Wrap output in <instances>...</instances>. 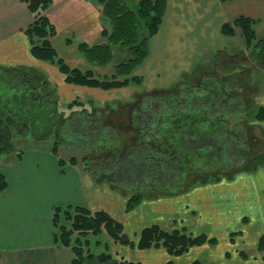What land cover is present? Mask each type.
I'll list each match as a JSON object with an SVG mask.
<instances>
[{"label":"crops","instance_id":"obj_1","mask_svg":"<svg viewBox=\"0 0 264 264\" xmlns=\"http://www.w3.org/2000/svg\"><path fill=\"white\" fill-rule=\"evenodd\" d=\"M26 1L0 0V65L32 68L43 73L54 88L60 110V106L64 108L74 100L85 104L91 102L93 107L102 108L100 104L106 103V96L110 94L115 97L114 106L107 105L105 109L127 111L117 101L139 93V86L152 88L156 86L154 83L163 81L166 87L176 84L174 81L185 83L193 77L200 81L209 70L201 72L198 68L201 65L197 63L215 64L219 51L244 52V46L241 50L240 46L235 50L243 44L241 35L238 34V38L237 34L226 35L222 32L223 23L237 16L253 19L256 35L264 36V0H165L161 24L150 38L149 53L135 69L140 71L137 75L142 77V83L130 84L126 87L133 89L131 93L118 95L111 89L105 91L100 87L67 82L55 64L31 54L30 42L23 28L34 18ZM125 1L128 8H133L138 0ZM102 7L96 0H51L45 10L55 29L50 38L51 44L70 67L91 72H94L93 68L104 67L89 62L78 48L80 43L91 46L105 41L102 31L109 28V22L102 15ZM122 52L125 55L120 48H112L115 59ZM239 73L227 78V85L236 88V98L221 94L219 98H226L222 103L225 105L216 106L215 112H231V106H227L238 97L245 101L241 82L242 75L247 72ZM248 80L252 83L258 81L254 73L249 74ZM262 81V84L258 81V91L251 94V101L258 97V104L248 111L243 120L246 129L242 131V137L250 136L247 140H250L253 149V154L249 152L246 158L247 164L244 158L241 159L243 162L233 159L234 168L242 170H237L230 178L199 181L185 191L193 200L201 198L200 202L193 201L192 208L188 204L182 208L185 225L193 234L205 233L215 238L216 243L193 246L180 255L169 254L161 247L138 249L121 245L132 252L119 256L141 264H168L170 261L172 264H192L195 260L204 264H264V251L257 250L258 239L264 233V152L260 154L264 150V119L255 117L258 109L264 108V77ZM240 113L223 123L224 126H233L236 118L239 123ZM216 122L218 127L219 122ZM216 137L220 140V136ZM24 142L27 143L21 147V156H0V173L7 180L6 188L0 191V264H73L71 259L74 255L70 248L54 241L51 222L53 208L71 205L103 209L123 224L124 214L127 213L124 209L125 194L112 188L108 182H101L82 171L77 164H66L59 168L49 142H36L30 138ZM212 145L216 143L213 142L210 149ZM243 153L245 149H241L240 155ZM237 172L247 174L244 173L246 176L236 184L235 179L239 178ZM167 199L172 198H164L157 205L156 200L142 201L132 209L130 212L139 215L134 232L145 224L157 220L161 224L163 220L170 219L172 211L163 206ZM215 202H218L216 207L212 206ZM141 207H144L146 215L153 213L158 218L144 217ZM142 254L147 258L141 259ZM94 259L80 264H88L89 260Z\"/></svg>","mask_w":264,"mask_h":264},{"label":"trees","instance_id":"obj_2","mask_svg":"<svg viewBox=\"0 0 264 264\" xmlns=\"http://www.w3.org/2000/svg\"><path fill=\"white\" fill-rule=\"evenodd\" d=\"M50 1H26L34 19L23 31L28 37L30 51L34 57L55 64L65 80L70 83L104 89L141 84L142 77L134 74V70L149 53L150 38L161 24L165 0H138L133 8H128L125 0H96L103 6L102 15L109 22V28L102 31L105 41L91 46L80 43L78 48L89 62L98 66L113 63V72L109 78H99L91 71L70 67L57 55L50 41L55 29L44 13ZM254 23L253 19L243 15L223 23L224 34L234 35L239 32L244 52L238 54L219 51L214 64L217 72L207 71L198 85L186 86L185 83H180L182 85L178 89L171 91L163 88L162 90L168 92L161 93L160 88H157L158 95L153 94L154 98L144 93L133 106H125L127 111L124 112L129 114L126 116V122L129 124V136L132 140L124 146L118 141V147L114 142L118 137L115 130L117 127L112 126L117 122L111 120L109 112L111 117L104 115L102 109L92 107L91 102L83 104L77 100L66 104L64 109L60 110L54 88L40 71L0 65V156H21L22 149L19 145H23L24 139L32 138L36 142L51 141V152L58 156V165H63L66 160L59 157V149L67 147L63 140L67 141L68 132L73 139L83 137L85 150L79 152L81 169L127 195L126 211L135 208L147 196L153 197L159 192L174 193L163 189L165 183H168L165 181L167 176L171 178L170 184L177 186L180 179L183 180L184 173L191 176L197 174L193 180H185L184 188L176 191L180 192L185 191L187 184L193 183L200 176L202 166L205 167L209 161L214 160L216 164L210 163L212 166L206 167L207 171L202 173V176L216 169L236 171L237 169L231 166L233 159L226 157L228 152L236 147L239 154L241 149L248 153L252 148L250 140H247L250 136L242 137V131L246 129L243 120L247 111L244 108L237 109L245 101L238 97L236 102H231L236 104L234 107L241 112L238 115L239 123L236 118L233 126L225 127L223 124L232 118L230 112L221 114L214 110L215 106H224L222 103L226 98H219L221 94L227 97L231 95L233 98L236 96L232 91L225 94L228 87L226 78H229V75L242 70L247 63L264 71V36L256 35ZM113 47L125 52V55L115 62ZM201 95L202 98L195 97ZM203 97L208 98L206 107L203 106ZM154 99L164 101H161L160 107L157 108L152 102ZM168 99L173 102L172 105ZM217 117L219 121L216 122ZM255 117L264 119V108L260 107ZM214 121L219 122L218 127ZM172 129L176 132L171 133ZM219 131L224 138L220 137L222 141L215 145V150L220 147L221 153L212 150L208 152L214 140L212 137L206 139V134L216 137ZM16 137L21 140L16 141ZM204 139L212 140L209 143ZM218 139L215 141L219 142ZM203 143L206 149L202 146ZM193 147L195 149H192ZM98 149L104 150L105 153H99ZM194 156L195 160L192 159ZM212 157H216V160ZM68 161L70 164L77 163L76 158L72 156ZM120 166L123 172H120ZM210 175H207L208 178ZM6 186V177L0 173V191ZM51 222L54 241L70 248L74 255L71 259L73 264H80L92 258L110 260L109 264H141L123 257L112 259L110 254L91 253L88 240L81 239L80 236L97 235L103 229L121 245L138 249L161 247L172 255H180L190 247L204 243H216L215 238L203 233L193 234L187 227L167 229L162 224L144 226L133 241L124 233L122 223L111 214L103 209L93 210L82 206H55ZM257 250L264 251V233L258 239ZM168 264H172L171 261ZM192 264L204 263L195 260Z\"/></svg>","mask_w":264,"mask_h":264},{"label":"rangeland","instance_id":"obj_3","mask_svg":"<svg viewBox=\"0 0 264 264\" xmlns=\"http://www.w3.org/2000/svg\"><path fill=\"white\" fill-rule=\"evenodd\" d=\"M235 34H237L236 36L239 38L240 36V34H239V32H236ZM239 34V35H238ZM258 37H261L260 35H257ZM241 47L240 48V50L243 48V44L242 45H238L237 46V48L235 49V50H238V47ZM237 52H239V51H237ZM215 53V55H216V53H217V51L216 52H214ZM224 53H233V50H228V51H226L225 50V52ZM239 54H241L240 52H239ZM124 54H123V52L119 55V54H117V59H115L114 58V62L115 61H117L118 59H119V57L120 56H123ZM197 64H200L201 65V68L200 67H198L199 68V70L202 72V71H207V70H209V71H212V72H215V70H216V72H217V69H215V65L213 64V63H210V62H203V63H197ZM112 66H113V63H110V64H108V65H106V66H104L102 69H100V68H93V71L95 72H93L94 73V75L95 76H99V77H102V78H109L111 75H112V72H113V70L111 69L112 68ZM245 67H243V69L242 70H239L238 72H240L239 74H241V73H243V72H247V73H249V74H252V73H254L255 74V76H256V80H258L259 81V84H262V78L264 77V71H262V70H260L259 68H257V67H254L253 65H250V64H248L247 63V65H244ZM139 70V69H138ZM137 72V73H136ZM237 72V73H238ZM260 72V73H259ZM97 73V74H96ZM134 73L135 74H140V71H134ZM247 73H244L243 75H242V90H241V92L244 94V96H245V102L241 105V106H238L237 107V109L238 108H240V109H245L246 111H247V113H248V111L253 107V106H255L256 104H258V97H256V99L254 98L252 101H251V94H253V93H255V92H257L258 91V86H259V84H258V81H254V83H252V82H250V80H248V77H249V74L247 75ZM189 74H192V73H189ZM238 74V75H239ZM238 75L236 76V77H238ZM105 76V77H104ZM235 77V78H236ZM245 77H246V80H245ZM240 78V77H239ZM189 79H191L190 81H186L185 82V84H186V86H193V84H195V85H198L199 84V82L200 81H198V78H196V77H193V78H189ZM188 79V80H189ZM227 79V78H226ZM229 81V80H228ZM174 82H176V84L174 85V84H172V85H170V86H166V87H164V85H163V81H159V83L160 84H158V83H154L156 86L155 87H152V88H146L145 89V87L142 85V86H139L138 87V89H139V93H133L129 98H124V99H122V101H120V102H118L117 101V104L118 105H123L122 107H124V109H126V107L125 106H133V104L134 103H136V102H138V99H140V95L141 94H146V95H148V96H151L152 98H154V96H152L153 94H155V95H158V94H156L157 92H156V90H157V88H160V93L161 92H168L167 90H162L163 88H167V89H170L171 91H173V90H176V89H178L179 87H180V85H182V84H180L178 81H174ZM172 83V82H171ZM252 83V84H251ZM149 85H151L152 86V84L149 82L148 83ZM130 84H128V85H123V86H118V87H112V88H108V89H104V88H101V89H103V90H105V91H108L109 89H111V91H113V92H115L116 94H118V95H124V94H126V93H131V91L133 90L131 87H126V86H129ZM245 85V86H244ZM116 89V90H119V91H116V90H112V89ZM141 89H142V91H141ZM111 91H109V92H111ZM123 91V93H121ZM231 91L232 92H236V88H233L232 86H228V87H226V91H225V94H230L231 93ZM109 92H106V93H109ZM148 92V93H147ZM189 93H191V90H190V92ZM198 94V93H197ZM234 94V93H233ZM261 94H263V93H261ZM127 95V94H126ZM140 96V97H139ZM190 96V95H189ZM118 97V96H117ZM120 97V96H119ZM136 97V98H135ZM196 98H202V95H201V97L200 96H195ZM195 97H194V99H192V101L194 102V100H195ZM106 103H101L100 105H103V107L102 108H98V109H102V111H103V114L104 115H109L108 114V112L110 113V115L112 116V118H111V120H114V121H116L117 123H115L114 125H112L113 127H117L115 130H116V132L118 133V137L116 138V139H114L115 141V146H117L118 147V145H117V142L119 141L120 143H122L123 144V146L125 145V144H127V142H130L131 140H132V138H131V136H129L130 135V131H129V124H127V122H126V116L127 115H129L128 113H125L124 111H119V110H116V109H112V110H106L105 108H106V106L107 105H112V106H114V100L113 99H115V97L114 96H112V95H110V94H108L107 96H106ZM203 99H204V104H203V106H207V99L208 98H204L203 97ZM169 100V99H168ZM178 100H179V98H178ZM161 101H164V100H162V99H154V101H152V102H154V105H155V107H160V105H161ZM95 103V102H94ZM172 101L171 100H169V104H171L172 105ZM181 103H183V102H181ZM96 104V103H95ZM178 105H180V102L178 103ZM223 105H225V104H223ZM231 106V109H232V111L230 112V115L231 116H234L237 112L236 111H240V110H237L235 107H234V105H233V103H229V106H227V107H230ZM92 107H93V104H92ZM224 107V106H223ZM60 108L61 109H64L63 107H61L60 106ZM97 108V107H96ZM156 108V109H157ZM215 108H216V106H215ZM123 109V110H124ZM107 112V113H106ZM246 113V114H247ZM109 115V116H110ZM248 115V114H247ZM110 116V117H111ZM174 132H176V130L174 131L173 129L171 130V133H174ZM123 133V134H122ZM219 133H220V135H218V137L220 136L221 138H224V136L222 135V132L221 131H219ZM201 134H202V131H201ZM67 137V141H65V140H63L65 143H67V147H65L64 149H62L61 150V148L59 149V157H61V158H63V159H68V157L69 156H72V157H75L76 158V160H77V163L76 164H78V166H79V168H81V158H80V156H79V152H82L83 150H85V145H84V142L82 141V140H84L83 139V137H80V136H78V137H76L75 139H73L72 138V136L70 135V133L68 132V135H66ZM206 139H207V137H212L213 138V140H214V142L216 143V145H217V143H220V141H222V139H218V141L219 142H217V141H215L216 140V137H213V136H211V135H208V134H206ZM262 137V136H261ZM31 140H32V138H30ZM16 141L17 140H21L20 139V137H16V139H15ZM24 140H28V138H26V139H24ZM212 140V139H211ZM211 140H205L204 139V141H209V143L211 142ZM259 140V139H258ZM63 142V143H64ZM27 142H24L23 141V145H19L20 146V148L21 147H23L25 144H26ZM202 146H205V144L203 143V145ZM120 147V146H119ZM191 149V148H190ZM192 149H195V147H193ZM204 149H206V146L204 147ZM215 149H217V146H215V145H213V147H212V149H208L207 151L209 152L210 150H212L213 152H216V153H221V148L219 147L218 148V150H215ZM70 150H75V151H70ZM257 150H259V148H257ZM238 149H237V152H236V147L235 148H232L231 149V151L230 152H228V154L229 155H226V157H229V158H231V159H234L235 160V162L236 161H242L241 159H243L244 160V163H246L247 164V156L249 155V152L248 153H245V154H239L238 153ZM241 151V150H240ZM98 152L99 153H101V154H103V153H105V151L104 150H102V149H98ZM211 152V151H210ZM250 153L251 154H253V149L250 151ZM246 155V156H245ZM1 156H7V155H1ZM54 156V155H53ZM65 158H64V157ZM54 157H56V160H58V156H54ZM220 158V157H219ZM65 159V160H66ZM192 159H194L195 160V156L192 158ZM208 160H209V158H208ZM221 160L223 161L224 159H222L221 158ZM243 162V161H242ZM210 163H215L216 164V161L214 162V160H213V162L212 161H209V163L208 164H206L205 165V167L204 166H202V170H200V176L197 178V179H199L200 177H201V180L200 181H204L205 179H209L208 178V174H212V172H209L208 171V173L207 174H203V176H202V173H205L207 170H206V167H211L212 166V164H210ZM66 164H69V162H68V160H66V162L63 164V165H58L59 166V168H63ZM219 164H220V161H219ZM227 164V163H226ZM242 165H245V164H242ZM241 165V166H242ZM231 166H233V168H234V164H232ZM214 168V167H213ZM208 170H210V169H208ZM238 171H240V170H242V169H237ZM236 170V171H237ZM235 171V172H236ZM55 172H60V171H55ZM120 172H123V168L120 166ZM171 173V172H170ZM244 173H246L247 174V172H237V174L236 175H238L239 176V178H237V179H235L236 181V184L238 183V182H240V180L242 179V178H244V176H246V174L245 175H243ZM184 175L185 176H183V180H181L180 179V184L179 185H177L176 186V184H170V182H169V180L171 179L169 176H167L166 178H165V181L166 182H168V183H165V187L163 188V189H167V190H171V191H173L174 193H164V192H159L157 195H153V197H151V196H147L146 198H144L143 199V202H150V201H155V205H157L158 203H159V201L160 200H162V199H164V198H172V199H167V200H165L164 202H163V206L165 207V208H170V210L172 211L171 212V215H172V217L170 218V219H165V220H163L162 222H160L165 228H167V229H170V227L171 228H181V227H187L186 225H185V220L183 219V212L181 211L182 210V208L183 207H185V205H189L190 206V208H192L193 207V201H195V202H200L201 201V198L200 197H197V198H195V200H193V197H191V195H189V194H187L185 191H180V192H176V191H178V190H182L183 188H184V185H185V180L187 179H190V180H193V178L195 177V175H197V174H195L194 176H191V174H189V173H184ZM161 179H159V181H160ZM186 180V181H187ZM195 180V179H194ZM171 181V180H170ZM198 181H194L193 183L192 182H189V184H187V187H186V189L185 190H187L188 188H190V187H192V186H194L196 183H197ZM186 193V194H185ZM238 193V192H237ZM185 194V195H184ZM126 198H125V203H124V206H125V204H126V201H127V198H128V196H125ZM227 198V197H226ZM218 205V202H215L212 206H214V207H216ZM154 207V206H153ZM151 208V207H150ZM150 208H147L150 212H152L151 210H150ZM162 208V207H161ZM161 208H159V209H161ZM151 209H153V208H151ZM141 213H142V215L144 216V217H148L149 219L150 218H158L157 216V214H153V213H151V214H148V215H146L144 212H143V210H144V207H141ZM154 210V209H153ZM127 213H126V215L124 214V223L122 224L123 225V231H124V233L126 234V236L127 237H129L131 240H135L136 238H137V235L139 234V232H140V230L144 227V225H143V227H141L138 231H136V232H134V229H135V227H136V224H138L139 223V220H138V218H139V215H138V213H132V212H128V211H126ZM175 212V213H174ZM176 215V216H175ZM123 216V215H122ZM174 216V217H173ZM161 218H163V217H161ZM159 220H157V222H153V223H150V224H156V225H158L159 224V222H158ZM150 224H147V225H150ZM146 224H145V226H147ZM188 229H189V227H188ZM189 232H193V231H191L190 229L188 230ZM194 233V232H193ZM233 236V235H232ZM80 238L81 239H87L88 240V242H89V247H88V249H89V251L91 252V253H94V254H101V253H104V254H110L111 255V257H112V259H115V258H118V257H121V256H119V255H121V254H123L124 256L126 255V254H130L132 251H130L129 249H125V248H123L122 246H121V244H119V243H117V242H115L109 235H108V233L103 229L99 234H97V235H94V234H87V236H80ZM141 259H146L147 258V255H144V254H142V257H140ZM109 261L110 260H98V259H94V260H89V262H88V264H109ZM0 262H1V257H0ZM42 262H44V261H42Z\"/></svg>","mask_w":264,"mask_h":264},{"label":"flooded vegetation","instance_id":"obj_4","mask_svg":"<svg viewBox=\"0 0 264 264\" xmlns=\"http://www.w3.org/2000/svg\"><path fill=\"white\" fill-rule=\"evenodd\" d=\"M239 54V53H238ZM203 72V71H202ZM254 147H255V145H254ZM263 152H264V150L260 153L261 155L263 154ZM217 155H219V154H216V156ZM213 158V157H212ZM216 158V157H215ZM215 158H213V159H215ZM216 160V159H215ZM240 169V168H239ZM211 171H213L212 172V174H211V177H210V179H212V180H218V179H221V178H227V177H231V175H233V173L235 172V171H233V172H226V171H220V170H211ZM195 181H197V179L195 180Z\"/></svg>","mask_w":264,"mask_h":264}]
</instances>
